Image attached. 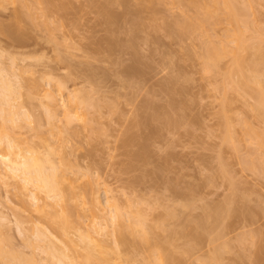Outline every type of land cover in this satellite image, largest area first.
<instances>
[{"label": "rangeland", "instance_id": "rangeland-1", "mask_svg": "<svg viewBox=\"0 0 264 264\" xmlns=\"http://www.w3.org/2000/svg\"><path fill=\"white\" fill-rule=\"evenodd\" d=\"M29 1L35 4L34 0ZM113 1L40 0V4L31 6L34 9L44 8L45 14L36 15L39 21H46L47 24L34 28L21 21L28 26H25L27 30L23 28L25 34L22 28L15 29L11 21V15L20 12L22 7L9 0L4 2L6 6L0 8V29L4 33L10 29L7 26L13 27L14 31H18L16 35L23 33L25 37L18 42L16 37L11 38L7 36L9 33L5 32V35L0 31V53L3 54L0 61L9 68L13 58L23 73L31 70L22 76L21 69L18 72L15 68L10 69L11 72L21 73L25 80L21 79L25 84L22 82L24 88H20L22 90L17 95L22 97H18L20 102H16L22 103L21 106L25 104L24 108L28 110L25 113L30 110L33 115L29 114L42 124V128L39 126L42 134L38 135L37 126L36 133L32 128L39 120L35 122L32 117L33 121L29 122L32 119L30 115L29 120L21 119L31 127L26 124L15 129L16 145L22 149L43 151L42 141L48 139L55 149L53 157L56 160L60 157L59 148L62 155L68 154L72 165L78 168L79 176L90 172L100 178L101 186L95 185L93 194L102 200L106 197V187L121 202L126 200L122 192L134 191L131 197L139 200L137 204L142 201L152 226L153 242L149 250L157 255L164 253L168 247L166 252L173 258L166 264H210L213 261L211 256H218L219 250V264H264V170L245 167L250 146L246 144L245 130L239 120L246 119L263 135V139L264 123L253 109L255 98L249 92L239 94L225 85V74L232 64L231 55L221 60L217 70L206 72L204 69L205 45L221 44L220 40L233 26L223 21L215 25L206 24L202 29L180 38L171 26L186 17L196 16L195 9L181 6L180 0ZM249 1L252 8H247L249 28L245 32L246 42L250 45L261 42L264 53V0H238V3L244 6ZM107 13L115 17L113 21ZM168 24L171 26H166ZM63 39L67 41L63 42L66 45H61ZM231 46L228 45V48ZM242 55L247 57L248 52L244 51ZM25 66L27 69H24ZM129 66H134L135 70L129 69ZM69 73L72 74L67 84L69 89L84 87L93 90L91 87L94 86L97 92L95 103L101 108L97 111L99 114L96 110L95 113L91 111V118L97 119L82 131L81 137L70 138L66 142L65 134L59 138L50 135L41 105L43 102L27 96L30 85L27 88L26 83L29 79L30 82L39 80L40 74H46L47 80L53 77L50 86L55 88L58 80H66ZM41 82L42 88L43 85L45 87L46 81ZM227 103L226 114L232 117L239 151L223 142L226 134L223 111ZM165 115L171 116L168 118L173 121L172 124L169 125ZM7 123L10 124L8 127L13 125ZM74 125L79 127L81 123L75 122ZM98 125L102 128L101 136L96 128ZM95 135L100 136L99 142L91 140ZM132 137V145L126 146L127 138ZM141 145L143 149L147 146L142 153L146 154L143 158L148 159L134 155L137 151L141 153ZM87 179L83 176L78 184ZM0 193L3 198L8 196V199L2 198L4 204L7 203L4 211L10 221L7 227L3 224L8 230L4 232L9 233L11 238L7 237L14 246L11 245L27 256L31 248L25 244L26 235H20L17 230L16 219L21 216L27 221V217L36 219L38 215L19 212V197L14 191L7 192L2 182ZM228 198L234 204H226L227 208L231 207L223 208L221 204L225 206ZM217 204L221 205L216 208H221L219 212L222 213L215 212H218L214 209ZM88 207L81 206L80 210H87ZM171 211L173 216L169 215ZM85 215V224H90L92 218L89 212ZM25 226L31 228L32 224L26 222ZM113 228L109 223L106 229L108 235L105 238L109 242L114 239L111 234ZM2 234L7 235L3 230ZM136 243L138 248L135 247L129 254L132 260L127 264H141L146 257L143 252H149L148 248L144 250L147 246L144 248L140 239ZM213 250H218L216 254L214 252L216 256Z\"/></svg>", "mask_w": 264, "mask_h": 264}, {"label": "bare ground", "instance_id": "bare-ground-1", "mask_svg": "<svg viewBox=\"0 0 264 264\" xmlns=\"http://www.w3.org/2000/svg\"><path fill=\"white\" fill-rule=\"evenodd\" d=\"M9 1L12 3H19L20 6L22 7L20 12L11 15L12 18L11 21L14 22L13 26L15 29L18 30L22 28L21 30L23 31L24 30L23 28H25V26L28 27L27 25L32 26L34 28L40 26L42 27L46 26L45 24H47V22L41 20L39 21L38 16L36 15V14L39 15L45 14L44 8L34 9V7L31 6L32 3L30 4L29 0H9ZM4 2L6 3V0H0V8L3 5L6 6ZM34 2H35V4L33 3L34 5L41 3L40 0H34ZM180 5L186 8L188 7L194 8L196 14L194 18L186 17L182 21L174 22L175 24L172 23L174 24V26L170 25L171 27H173V29H175L173 30L174 34L176 33L177 36H179L180 38L189 36L191 33L202 29L203 26L206 24L215 25L223 21L233 26V28L229 30V33L225 35L222 40H220L221 44L205 45L203 51V57L205 61L204 69L206 72L217 70L219 68V63L221 62V60L226 55H231L232 64L229 70L225 74V85L230 86L235 92L239 94H245L246 92H249L255 98L253 109L255 112H257L260 119L264 123V53L262 52L263 46L261 42H257L256 44L253 45L248 44V42H246L247 40L245 36L246 30L247 28H249V23H248L249 14L247 15V8H252L250 1L249 4L247 3L244 6H239L238 0H209L208 2H202L200 0H180ZM42 10L44 11V13ZM107 15L108 17L111 16L108 13ZM112 16H111V20L113 21V18L115 17L112 18ZM21 21L23 22L26 21L27 25ZM21 24H23L22 25L23 27H21ZM169 24L166 26H169ZM7 27L10 29L5 31L4 30L5 27H4L3 31L9 33V35H7L5 32L3 33L1 29L0 31L9 37L12 36L11 38L16 37L18 39V42L21 39L23 41V37H25L23 36L25 34L24 31H23L24 34L22 33V35L18 36V34L16 35V33H18L17 30H15L16 31L15 32L13 27L12 28L9 26ZM25 30L27 29L25 28ZM63 42H65L64 39L61 42L62 44L59 43L57 40V45L60 46V44L64 45L65 43H67V41L65 43ZM230 44H232V46L229 49L228 45ZM247 44L250 46H248ZM64 47L66 48V46ZM244 51L248 52L247 57L242 55V52ZM0 56H1L0 58L2 59L3 54L0 53ZM61 59H63V57ZM11 60L16 63L15 59L13 60L12 58ZM13 62L12 65H10L11 68L10 67L6 68L5 67L6 64L3 61H0V119H1L0 120V182H2L3 187H5L7 192L14 191L15 194L19 197L20 199V207L18 208L19 212L21 213L30 212L33 214L36 213L38 215V218L33 219L27 217L28 220L25 221L24 219H22L21 216H19L18 220L16 219V226L18 227L17 230L19 231L20 235H26L27 239L25 241L26 242L25 244L31 248L30 251L31 254L29 252L28 255L30 256L27 255L28 256L27 257L26 254L21 250L18 249L16 250L17 247L16 248L13 247L14 246L13 243L9 241V239L11 238L9 233L7 232L8 233L7 234L6 232H4V231H8L7 229L4 228L9 225L8 222L10 223V221L8 220L9 217L6 216L7 214L4 211V205L5 204L7 205V203L5 202L4 204V202L2 201L3 195L0 193L2 195V197L0 196V264H42V262H40L39 260L42 257L41 255L44 256V258L42 257L41 259L43 261V264L45 262H46L45 264H50V263L51 264H127L129 263L132 260L130 258L131 257L130 255L132 254L133 249L135 247L138 248L136 246L137 239H140V241L143 243L144 248L147 246L146 249H144L146 251L147 248L148 250L151 248L153 242L152 241L153 233H151L152 226L150 227L149 225L148 214H146L147 211L143 209L144 207L142 206L143 205L141 203L142 201L139 202L141 203V205L138 206L139 203L137 204L136 202H138L139 200H136L135 198L131 197V195L134 194V191H132L133 189L131 188L132 191L131 193H124V192H122L123 194L121 193L122 196L124 195V197L126 198V200L121 202L120 199H118L116 196L112 194V190L110 188H107L104 183L102 184L103 186L106 187L104 191L106 197H104V200H102L100 196L97 195L95 196L93 194V189L95 185L101 186L100 178L93 176V174L90 172L84 173L83 175L79 176V173L77 171L78 168L72 165V163L69 160V157L67 156L68 154L66 156L62 155V151L59 150V148H57V150L58 153L60 154V157L59 160H56L53 157L55 154L54 151L55 149H53L51 145L48 143V139H43L42 141V146L44 147L43 151L34 150L31 148L22 149L16 145L15 131L19 129L21 126H22L21 128L25 127L23 125H26L28 123L27 121L26 122L21 121V119L29 120L31 116L30 114L32 113H30L31 112L30 110L29 112L25 113V110L28 111L27 109L24 108L25 104L23 103L24 104L22 105L23 108H21L22 103L21 104L19 103L20 102L19 100L21 99L22 96L20 94L19 95L21 97L17 95L19 93L18 91H21L24 88L22 87L23 86L22 82L24 78L21 77V73H19L20 76L17 73L19 69H21L19 65L16 63L17 66L19 67L17 69L16 64ZM2 63L4 64L2 65ZM14 68L16 69V71L17 70L18 71L14 72L15 71L14 70L13 72H11V70H13ZM128 68L132 70L134 66L132 68L129 66ZM24 69H27V67L25 66ZM131 70H129V72ZM20 71H22V76H23L27 70L24 71V73L22 69ZM30 71L28 70L27 72ZM125 72L128 71L126 70ZM45 76H41L40 74L41 78H39V80L37 78V80L32 82H30L31 80L29 79L26 85L27 88L30 85L29 90L27 89V96L30 99L39 98L41 99L40 102H43V104L41 105L45 114L44 116H46V120H47L46 123L49 127L50 135L52 136L57 135V138H59L63 134H65L67 138H65L64 141L66 142H68L70 138L81 137V133H83L82 131L90 123H94L93 120L97 119V118L96 119L91 118V114H92L91 111L96 110L97 113V111L98 110L100 111L101 108V106H99L100 104L97 105L95 103V95L97 92L94 90V86L91 87L93 90H87L84 87L79 88L74 86L73 89H69V86L67 84L70 81V79H72V74L69 73V76L66 77V80H63L62 77H60L62 81H59L60 80L59 79L57 82V86L54 88L50 86L51 85L50 80L53 77L51 79L48 77L47 80ZM50 76H52V74H50ZM33 78L34 76L32 77V79ZM35 79H36V74H35ZM44 80L46 81V84L45 87L43 85L42 88L41 81ZM225 89L227 90V87ZM16 101H19L18 102L19 104ZM223 112H224V124L226 131V134L223 138V142L231 145L235 151H239V140L235 135L232 117L226 114L228 112V103L224 106ZM169 116L166 117L165 115V117L167 118V120L166 119L165 120L169 122L170 125V123L171 122L173 123V121L169 119L171 118V116L170 117ZM32 117L33 116H31V118ZM33 118L29 120V122H32ZM19 120L20 122H18ZM34 120L36 122L39 119L34 118ZM7 122L13 125H11V127H8L10 124H8ZM21 122L25 124H22ZM38 122L41 124L40 120ZM38 122L37 125L35 124L32 130L34 129L36 133V129H37L38 132L37 134L40 135L42 134L41 133L42 124L40 125ZM75 122H80L81 126L76 127L74 125ZM239 123L245 130L246 144L247 146H250V150H248V154L250 151L249 154L250 156H248L249 157L248 160L246 158L247 156L245 157L246 161L243 159V161H245V167L249 170H264V160H263L264 150H262L264 148L263 135L259 133L246 119H240ZM27 125L31 127L30 124ZM98 127L100 126L98 125L96 128L101 136L102 128L100 127L101 130H99ZM96 128L94 129L96 130ZM95 130H93V133L95 132ZM100 136L97 135L96 137H93V139L91 140L95 142H99ZM124 136H126V134H124ZM132 141H133V137L129 139L127 138L125 142L126 146L127 145L130 146L129 145L130 143L132 145ZM134 141H136V139ZM145 148H147V146L144 147V149ZM144 149L142 146V148L140 149L141 153L137 151L138 153L136 152L135 154L134 153L132 154H134L138 158H143V155H146L142 153V150ZM145 158L143 159L145 160ZM223 169L224 168L222 167L221 170ZM222 173L225 174L224 171ZM83 176L88 177V179L86 180V182L82 184L81 183L78 184V182L82 179ZM5 196L6 198L3 199H8V196L7 195ZM230 201L228 198V200H226L225 206L222 203L221 205H223V208L224 207L227 208L226 204L232 205L233 202L230 203ZM85 205H89L88 209L80 210V207ZM218 205L220 204L214 206L215 210L218 209V212L215 211L217 214L221 212V211L219 212V209L221 210V208H216L221 206ZM139 207H141L144 211L141 210V208ZM19 212L18 214H20ZM87 212H89L92 218L90 224H85L84 221L86 217L85 214ZM172 213L173 211H171L169 215L171 216ZM209 215L211 216L212 213H210ZM174 216H176V214ZM210 216L208 218H210ZM26 222H31L32 227L31 228L26 227L25 226ZM109 223H111L114 227L113 232L111 233L114 236L112 242H109L105 238V236L108 235L106 229ZM3 224H5L4 225L5 227H3ZM2 230L3 233L7 235L2 234ZM173 231L174 234H176L175 230ZM208 231L209 229L207 230V232ZM203 232L204 231H202V233ZM2 235H4V237H2ZM7 236H9L10 238ZM217 238L220 239L221 237L220 238L217 237ZM166 248L168 249V247ZM166 251L165 252L163 251L164 253L160 252L162 253L161 255L160 253L156 255L155 251H154L155 254H153L152 251L150 250L149 252L147 251L148 253L143 252L144 255L146 253L145 255L146 257L143 258V262L141 264L168 263L170 261V258L171 257L173 258V256L170 257L168 252ZM214 252L216 254L218 250L217 251L213 250V255L216 256ZM219 253H221L220 250L218 252V256ZM218 256H216L215 258L211 256V259L213 258V261H211L212 264H215L217 262L219 264L221 257H219L220 260H218L219 259ZM173 262H175V260ZM211 262L209 263L211 264Z\"/></svg>", "mask_w": 264, "mask_h": 264}]
</instances>
